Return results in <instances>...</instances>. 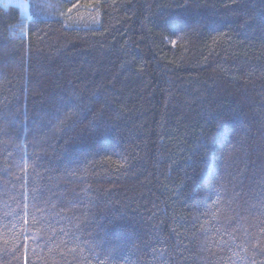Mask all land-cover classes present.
<instances>
[{"label":"trees","instance_id":"1","mask_svg":"<svg viewBox=\"0 0 264 264\" xmlns=\"http://www.w3.org/2000/svg\"><path fill=\"white\" fill-rule=\"evenodd\" d=\"M0 10V264H264V0Z\"/></svg>","mask_w":264,"mask_h":264},{"label":"clouds","instance_id":"2","mask_svg":"<svg viewBox=\"0 0 264 264\" xmlns=\"http://www.w3.org/2000/svg\"><path fill=\"white\" fill-rule=\"evenodd\" d=\"M12 6V0H0V10L8 11ZM14 6L20 8L18 4H15Z\"/></svg>","mask_w":264,"mask_h":264},{"label":"rangeland","instance_id":"3","mask_svg":"<svg viewBox=\"0 0 264 264\" xmlns=\"http://www.w3.org/2000/svg\"><path fill=\"white\" fill-rule=\"evenodd\" d=\"M18 3H23V4L26 5V2H25L24 0H12V4H13V5L18 4ZM21 10H22V12H23V15L26 16V14H27V5H26V8L21 9Z\"/></svg>","mask_w":264,"mask_h":264},{"label":"snow or ice","instance_id":"4","mask_svg":"<svg viewBox=\"0 0 264 264\" xmlns=\"http://www.w3.org/2000/svg\"><path fill=\"white\" fill-rule=\"evenodd\" d=\"M18 6H19L21 9H24V8H26V5H25V4H23V3H18Z\"/></svg>","mask_w":264,"mask_h":264}]
</instances>
